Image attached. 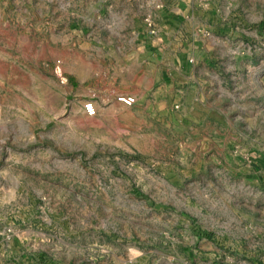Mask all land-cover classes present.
I'll use <instances>...</instances> for the list:
<instances>
[{"label":"rangeland","instance_id":"rangeland-1","mask_svg":"<svg viewBox=\"0 0 264 264\" xmlns=\"http://www.w3.org/2000/svg\"><path fill=\"white\" fill-rule=\"evenodd\" d=\"M230 3L223 74L157 131L84 112L112 0H0V264H264V0Z\"/></svg>","mask_w":264,"mask_h":264},{"label":"crops","instance_id":"crops-1","mask_svg":"<svg viewBox=\"0 0 264 264\" xmlns=\"http://www.w3.org/2000/svg\"><path fill=\"white\" fill-rule=\"evenodd\" d=\"M158 1L112 0L113 14L121 21L114 27L116 41L110 43L114 51L111 57L121 69H114L107 90L79 92L94 99L101 114L104 99L113 106L121 105L116 99L119 94L136 96V104L129 108L142 117L138 122L145 124L144 130L154 126L157 131L158 122L179 126L193 119L190 98L203 106L205 92L223 74L221 65L230 53L228 36L236 34V26L221 18V11L226 9L223 3L231 4L230 0H161L164 7L157 9ZM149 15L155 34L145 21ZM259 255L256 253V258Z\"/></svg>","mask_w":264,"mask_h":264},{"label":"built area","instance_id":"built-area-1","mask_svg":"<svg viewBox=\"0 0 264 264\" xmlns=\"http://www.w3.org/2000/svg\"><path fill=\"white\" fill-rule=\"evenodd\" d=\"M155 7L157 9H162L164 7V3L162 1L156 2ZM145 21L147 23V26L150 28V32L152 34H155L156 29L153 23L152 16H147L145 18ZM116 99L118 102L128 107L135 105L137 102L136 96L132 94H119ZM84 112L88 117H95L98 114V106L94 99H88L84 102Z\"/></svg>","mask_w":264,"mask_h":264}]
</instances>
